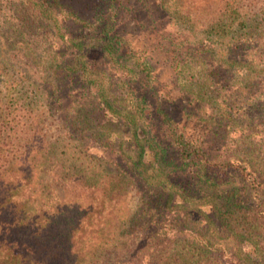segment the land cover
Segmentation results:
<instances>
[{"label": "trees", "instance_id": "16d2710c", "mask_svg": "<svg viewBox=\"0 0 264 264\" xmlns=\"http://www.w3.org/2000/svg\"><path fill=\"white\" fill-rule=\"evenodd\" d=\"M185 1L0 0V264H264V6L206 24ZM159 17L204 41L147 53Z\"/></svg>", "mask_w": 264, "mask_h": 264}, {"label": "rangeland", "instance_id": "374dc122", "mask_svg": "<svg viewBox=\"0 0 264 264\" xmlns=\"http://www.w3.org/2000/svg\"><path fill=\"white\" fill-rule=\"evenodd\" d=\"M252 1V0H249ZM244 8L245 9H253L254 11H259L260 8H262L264 6V0H253V2H251V6L249 7V3L248 0H242ZM186 4L190 5L191 8L195 11L196 13V18L198 19L199 22H203V23H208V19L210 17H214L215 12L217 10L218 7H221V3L222 0H189V1H185ZM191 3V4H189ZM248 7V8H246ZM2 13L0 14L1 17ZM260 17L262 19H264V15L261 14ZM1 22V19H0ZM169 22V23H168ZM262 25H264V21H262ZM165 28V29H164ZM163 29L165 30L162 34H167V33H171L174 37H183V39H185V43H186V47L189 48H195V47H199L200 41H204V37L200 34V33H189L187 31H184L182 29L176 28L173 23H171L168 18L165 17H159V20H156V22L154 23L153 26H147L145 28H137L136 30H134L135 34H143V37L146 39V45L144 47V50L148 52L151 51L152 46L155 45V43L151 42V37L150 35L155 34V33H161L163 31ZM161 31V32H160ZM202 32V31H200ZM175 33V34H174ZM157 39H155L154 41L156 42ZM207 43V42H205ZM44 50L42 49V51H39L37 53V56L39 57H45L46 53H43ZM253 58L256 60V63H261L264 55L261 54H253L252 55ZM241 54L239 55L238 59H241ZM167 61L164 60V58H162L161 56H159L157 58V56L154 58L153 61V72H154V76L157 77V86L166 89L164 92L168 93V97H172V98H176L179 96V92L181 91L179 89V86L176 84H169L167 83V76L170 72H172V70L168 67V64L166 63ZM253 73H255V77H257L256 75V70L253 69ZM249 73V72H248ZM247 73V71L245 69H242L240 66L237 67L235 69V72L233 74L232 77L229 78V80L227 82H222L223 80V76L221 77L220 81H219V85L217 84L218 87L222 88L220 90L222 96L223 95H227L229 92V90L235 86H237L241 81L244 80V76L249 75ZM222 74V73H221ZM227 76V74H226ZM264 76V75H263ZM262 75H260V78H257L256 82V86L253 88V92H254V96L256 95L257 98H263L264 99V78ZM164 93V94H165ZM174 98V99H175ZM242 101V100H240ZM239 108H242V106L240 105V102L238 103ZM239 108H234V111ZM261 129V128H260ZM47 130H48V135L51 137L52 140H60V139H65L67 136L65 135V131L62 128L61 124L56 120V119H49L48 123H47ZM122 132V138L125 142V146L126 149L128 151V153L132 156L135 157L136 156V152H135V148L132 145V140H131V134L128 133V131L126 129H121ZM98 155H103L102 153H99ZM138 200V197L135 196V194L131 193L128 196V202H129V208H131L132 206H135V202ZM125 261V260H124Z\"/></svg>", "mask_w": 264, "mask_h": 264}]
</instances>
